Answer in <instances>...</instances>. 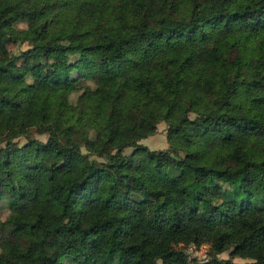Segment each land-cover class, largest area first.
<instances>
[{
  "label": "trees",
  "instance_id": "16d2710c",
  "mask_svg": "<svg viewBox=\"0 0 264 264\" xmlns=\"http://www.w3.org/2000/svg\"><path fill=\"white\" fill-rule=\"evenodd\" d=\"M0 143V264H264V0H0Z\"/></svg>",
  "mask_w": 264,
  "mask_h": 264
},
{
  "label": "rangeland",
  "instance_id": "374dc122",
  "mask_svg": "<svg viewBox=\"0 0 264 264\" xmlns=\"http://www.w3.org/2000/svg\"><path fill=\"white\" fill-rule=\"evenodd\" d=\"M18 9V4L15 1H12L8 3L5 6V10L7 13H13ZM24 22H18L16 24L17 28H25ZM7 50L9 52V55L11 58H14L17 63L20 62L22 59H20L21 52L28 49L32 43L29 42H20V41H12L7 39L5 41ZM111 70H116L117 68L115 66H111ZM27 80H30L29 77H27ZM90 83V82H89ZM31 98L27 97L24 101V109L25 110H31ZM34 136L44 141L46 136L44 134H34ZM15 141L22 145L25 143L26 139L24 137H19L15 139ZM142 145L147 146L148 149L154 150V151H164L168 148V142H167V126L165 122L158 121L157 122V131L154 135H151L145 139H142L140 141ZM5 143H0V146H4ZM132 151V148H126L124 150L125 155H129ZM1 174V173H0ZM256 174L254 172H250L244 179L248 182H256ZM223 189H227L230 185L229 182H220ZM25 191L30 194L33 189L30 186H26ZM58 213V209L55 206H51L47 209V215L50 219L54 218ZM10 216V207L5 198L0 199V221L4 222L7 221V219ZM19 242L16 238H14L6 229L0 231V252L2 251H14L18 248ZM208 251V245L207 244H201V245H195L190 244L186 247V252L188 254V257L190 260L196 259L197 261L203 262L208 259L207 255ZM221 259H231L233 262L237 263H243L248 261L247 259L239 258V257H232L231 256V249L222 252L218 255ZM158 264H161V261H158Z\"/></svg>",
  "mask_w": 264,
  "mask_h": 264
}]
</instances>
